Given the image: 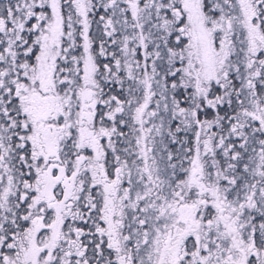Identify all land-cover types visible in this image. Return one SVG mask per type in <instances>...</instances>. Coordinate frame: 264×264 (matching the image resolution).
<instances>
[{
    "label": "snow or ice",
    "instance_id": "snow-or-ice-1",
    "mask_svg": "<svg viewBox=\"0 0 264 264\" xmlns=\"http://www.w3.org/2000/svg\"><path fill=\"white\" fill-rule=\"evenodd\" d=\"M0 264H264V0H0Z\"/></svg>",
    "mask_w": 264,
    "mask_h": 264
}]
</instances>
